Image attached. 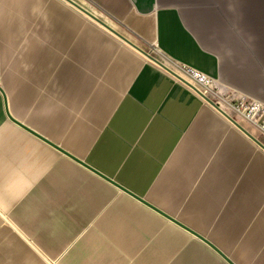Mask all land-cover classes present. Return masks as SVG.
<instances>
[{"label":"crops","instance_id":"obj_1","mask_svg":"<svg viewBox=\"0 0 264 264\" xmlns=\"http://www.w3.org/2000/svg\"><path fill=\"white\" fill-rule=\"evenodd\" d=\"M74 1L264 103V0ZM0 264H264V150L66 0H0Z\"/></svg>","mask_w":264,"mask_h":264},{"label":"built area","instance_id":"obj_2","mask_svg":"<svg viewBox=\"0 0 264 264\" xmlns=\"http://www.w3.org/2000/svg\"><path fill=\"white\" fill-rule=\"evenodd\" d=\"M181 73L188 78L187 79L183 76L185 79L195 85L201 92L211 97L219 106H221L228 114H230L236 120H238L239 122L246 120L251 125H253L254 128L257 130V133L253 135L263 145V147L260 146V148L264 150L263 102L249 97H241L238 101H235L236 98L232 94L220 96L217 94V91L212 89L211 78L207 74L195 68L184 67L182 68ZM192 90L196 92L194 89ZM214 94L217 96H214Z\"/></svg>","mask_w":264,"mask_h":264},{"label":"water","instance_id":"obj_3","mask_svg":"<svg viewBox=\"0 0 264 264\" xmlns=\"http://www.w3.org/2000/svg\"><path fill=\"white\" fill-rule=\"evenodd\" d=\"M67 2H69L71 5L75 6L77 9H79L80 11H82L83 13H85L86 15H88L90 18H92L95 22H97L98 24H100L101 26H103L104 28H106L107 30H109L111 33L115 34L117 37H119L121 40H123L124 42L128 43L129 45H131L132 47H134L135 49L139 50L140 52H142L148 59H150L151 61L155 62L156 64H158L159 66H161L162 68H164L166 71H168L169 73H171L173 76H175L178 80H180L181 82H183L184 84H186L187 86H189L190 88L194 89L207 103H209L211 106H213L216 110H218L221 114H223L227 119H229L233 124H235L239 129H241L245 134H247L256 144H258L259 146L263 145L259 142V140L247 129L245 128L238 120H236L234 117H232L230 114H228L221 106H219L211 97L207 96L206 94H204L203 92H201L195 85H193L191 82H189L187 79H185L183 76H181L179 73L175 72L173 69H171L170 67H168L166 64H164L162 61H160L156 56H154L153 54H151L150 52H148L147 50H145L144 48L140 47L139 45H137L136 43H134L133 41H131L129 38H127L126 36H124L122 33H120L118 30H116L115 28H113L111 25H109L107 22H105L103 19H101L100 17H98L97 15H95L94 13H92L91 11L87 10L86 8L82 7L80 4H78L77 2H75L74 0H66ZM122 187V186H120ZM123 188V187H122ZM125 190H127L126 188H123ZM129 191V190H127ZM142 199L144 202L148 203L146 200ZM170 219L176 221L177 223H180L178 220H176L175 218L168 216ZM181 224V223H180ZM183 225V224H182ZM187 227V226H185ZM187 229H189L190 231H192L195 235L201 237L202 239H205L204 236L194 232L193 230H191L190 228L187 227ZM208 243H210L211 245H213L211 242H209L208 240H206ZM224 255V254H223Z\"/></svg>","mask_w":264,"mask_h":264},{"label":"rangeland","instance_id":"obj_4","mask_svg":"<svg viewBox=\"0 0 264 264\" xmlns=\"http://www.w3.org/2000/svg\"><path fill=\"white\" fill-rule=\"evenodd\" d=\"M93 13H94L95 15H97L98 17H100L101 19H103L105 22L109 23V25H111L113 28L115 27L112 23L109 22V20L105 19L104 16H102L98 11L93 10ZM178 73H180V72H178ZM227 95H228V94H227ZM238 100H239V98H236V99H235V101H238Z\"/></svg>","mask_w":264,"mask_h":264},{"label":"bare ground","instance_id":"obj_5","mask_svg":"<svg viewBox=\"0 0 264 264\" xmlns=\"http://www.w3.org/2000/svg\"><path fill=\"white\" fill-rule=\"evenodd\" d=\"M180 74L182 75V76H184L185 78H187L185 75H183L181 72H180ZM188 79V78H187Z\"/></svg>","mask_w":264,"mask_h":264}]
</instances>
